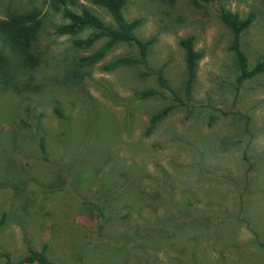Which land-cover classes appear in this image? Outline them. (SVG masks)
I'll use <instances>...</instances> for the list:
<instances>
[{
    "label": "rangeland",
    "instance_id": "374dc122",
    "mask_svg": "<svg viewBox=\"0 0 264 264\" xmlns=\"http://www.w3.org/2000/svg\"><path fill=\"white\" fill-rule=\"evenodd\" d=\"M9 3L16 8L33 3L49 23L64 21L43 0H0V17ZM83 4L113 23L105 8ZM220 8L241 18L253 14L240 44L250 66L262 60L264 0H213L204 8L188 0H176L173 7L159 0H128L125 7L127 18H141L139 38L156 37L147 65L158 69L164 64V76L175 90L185 79L178 41L195 36L194 47L203 57L190 100L177 90L185 104L160 88L145 65L101 69L116 57H136L134 45L119 43L94 66L76 68L73 58L95 51L105 38L76 50L71 36L44 31L40 64L28 70L16 66V54L0 43L14 75L11 84L0 77V218L5 214L0 247L13 264L27 253V244L40 249L46 242L54 264H264V73L236 82L230 31L219 18ZM150 88L156 91L152 97H134V91ZM167 105L171 111L145 135L149 116ZM41 135L52 162L40 158ZM75 158L68 179L73 176L78 192L69 193L65 184L49 196L47 187L59 184V167ZM126 171L130 180H142L132 190L138 200H130L126 186L119 190L115 209L107 215L126 214L125 219H118L117 230L107 224L108 236H99L87 227L78 201L90 196L101 203L95 192L113 191ZM163 175L178 204V218L150 230L167 209L156 200L147 203L153 187L146 178ZM192 209L194 220L184 214ZM84 231L90 232L86 238Z\"/></svg>",
    "mask_w": 264,
    "mask_h": 264
},
{
    "label": "trees",
    "instance_id": "16d2710c",
    "mask_svg": "<svg viewBox=\"0 0 264 264\" xmlns=\"http://www.w3.org/2000/svg\"><path fill=\"white\" fill-rule=\"evenodd\" d=\"M212 1L213 0H188L190 5L196 8H204L211 4ZM83 2H90L105 8L111 16L113 23H106L101 17L88 9L83 4ZM159 2L169 7H173L176 0H159ZM43 3L48 5V7L55 13H58L64 19V21L56 25L49 23L46 21V14L43 12V9L33 3L30 5L22 4L19 8H16L11 3H9L10 5H8V10L5 17H0V43L3 46L8 47L16 54L18 58L16 66L33 70L40 64L41 56L43 55L44 51L39 48L38 43L40 36L44 31L49 32L52 30L56 37L67 35L71 36V47L76 50L90 48L96 41L105 38L104 43L95 51L73 58V65H75L76 68L91 67L102 61L115 45L119 43L134 45L137 48L136 57H116L102 64L101 69L109 72L123 66H132L137 64L145 65L156 75V82L160 88L167 89L172 95H175L174 100H177L181 104H185L178 91L183 92V96L187 101L190 100L191 88L195 78L197 62L203 57V52L196 50L194 47V35H188L186 37L180 38L178 41L184 52L185 79L183 80L180 87L177 88V91L168 84V81L164 76V64L158 69H152L147 65L148 51L155 43L156 37L151 36L148 38H139L137 36L136 30L141 25V18L134 17L129 19L126 17L125 7L128 3V0H43ZM218 14L221 21L230 31L231 40L230 44L228 45V49L233 52L235 58L238 71L236 82L240 85L244 80L250 79L259 73H264V58L256 62L253 66H250L248 58L242 50L240 44L241 33L253 21V14L249 13L247 17L241 18L237 12H232L225 8H220ZM85 31H89L86 36H78V34ZM72 74L77 75V72L73 71ZM0 77L1 81L5 84H11L14 80L12 63L4 54V52H0ZM155 94L156 91L151 88L134 91V97L137 99H146L152 97ZM172 108V105H167L152 113L148 118L144 134L150 135L156 129L158 123L168 115ZM57 113L62 115L60 111H57ZM61 136L62 141L64 142V133H61ZM89 144L93 143H86V148L83 155H85L87 146ZM38 148L40 152V158L45 162H52L48 155L46 139L42 135L38 140ZM65 154L69 155L66 152ZM60 159H64V157L62 156ZM76 160L79 159L75 158L70 161H65V163H70L64 166V168L59 167L58 170L60 174H57V180L59 184L58 186L54 185L47 187V189H51L49 191V193H51L49 196L54 195L58 190L61 191L64 189L63 187H65V184L68 185L66 190L69 191V193L74 194V191L78 192V188H76L77 186L74 183L73 176L71 180L68 179L70 173H72L73 169L75 168L73 165H71V161L74 162ZM83 160L84 157L80 159V161ZM128 173L129 171L122 173V181L113 191H105L100 189L95 192L97 193V198L101 199V203L97 202V199L94 200L95 202L92 199L90 200V196L78 201V204L81 205L79 207L85 214V220L90 222L87 227L90 226V230H97L99 236L107 235V229H105L107 224H109V226L115 227V230H117L118 228L115 224L118 222V219H125L126 214L121 215V217H119L120 214L115 216L112 214L107 215L112 211L111 209H115L113 206H116L115 199L118 196L119 190L125 188L126 186L128 192H130L129 195L133 197L132 199L130 198V200H132L133 203H136L138 200L137 196L133 194L132 190L134 187H138L136 182L140 181L141 179L134 178L133 180H130L127 177ZM146 180H148V183L150 182L153 187L149 193L150 196H146L147 203L156 200V202L158 201L167 209V212L161 217L159 222H151L150 230H161L163 229V226L171 225L176 221L178 218L177 210L179 207H177L178 204L172 197V191H170L169 184L166 181L164 175L161 179L146 178ZM74 198L76 199L75 196ZM183 201L185 207L189 206L187 199H183ZM106 207L109 208V211L106 210ZM193 212H195V210L193 211L192 209V212L184 214H186V217L194 220L192 218ZM75 216L77 217V214H75ZM4 219L5 214L2 213L0 225L4 222ZM81 225L84 226V224ZM135 227L138 230L140 225ZM88 231H84L85 238L90 235V232ZM135 233H137V231H135ZM100 241L101 240L98 242ZM48 245V242H46L40 249H36L27 244V253L20 260H18L16 264H54L48 258L46 253ZM0 256L5 259L4 264H13L9 255L1 251V247ZM80 259L82 260L84 258L80 257Z\"/></svg>",
    "mask_w": 264,
    "mask_h": 264
}]
</instances>
